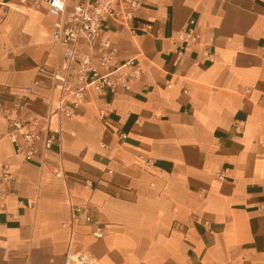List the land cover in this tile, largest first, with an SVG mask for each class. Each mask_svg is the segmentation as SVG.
Masks as SVG:
<instances>
[{"label": "crops", "instance_id": "0c3cea01", "mask_svg": "<svg viewBox=\"0 0 264 264\" xmlns=\"http://www.w3.org/2000/svg\"><path fill=\"white\" fill-rule=\"evenodd\" d=\"M56 22L46 6L0 0V100L12 108L33 87L13 116L62 131L61 148L29 161L0 116V172L15 177L0 264H64L70 242L97 264H264V0H142L135 34L108 23L99 36L139 73L88 92L73 117L52 114L59 94L41 72L62 65ZM190 28L185 49L175 37ZM73 207L105 237L70 227Z\"/></svg>", "mask_w": 264, "mask_h": 264}, {"label": "built area", "instance_id": "2783aa9c", "mask_svg": "<svg viewBox=\"0 0 264 264\" xmlns=\"http://www.w3.org/2000/svg\"><path fill=\"white\" fill-rule=\"evenodd\" d=\"M142 0H85L74 8H69L67 0H20L21 3H32L36 8L46 6L51 14L57 17L52 39L64 47L62 65L47 73L52 79V88L59 94L57 105L52 114L60 118L73 117L75 110L80 108L87 99L88 92L97 94L108 89H114L121 79L130 77V73L138 74L135 61L118 63L114 57L112 44L108 40L99 39L105 24H119L132 33H136V13ZM193 24V23H192ZM152 30L147 25L145 31ZM197 41L193 28L179 33L175 43L185 49L191 48ZM86 44L88 53H83L82 45ZM35 86L39 83L35 82ZM33 87L25 90L22 102L8 108L0 100V116L8 123L9 130L6 137L15 145L21 142L27 146L26 159L34 160L41 146L44 152L54 147H62V131L39 132L38 118H15L14 111H24L31 103L30 95ZM71 102V108L66 104ZM103 116V115H101ZM3 137L0 135V142ZM58 178H67L68 175L62 167L54 169ZM15 177L9 165H3L0 172V209H4L8 193L4 186L13 184ZM83 222L94 227L93 236L96 239L105 237L103 223L92 213L78 207L72 208L70 227ZM68 227V226H66ZM70 247L65 255L64 264H97V261L85 253L74 252Z\"/></svg>", "mask_w": 264, "mask_h": 264}]
</instances>
